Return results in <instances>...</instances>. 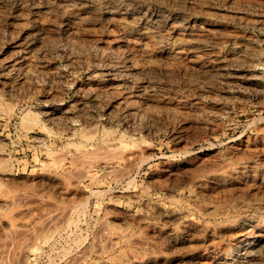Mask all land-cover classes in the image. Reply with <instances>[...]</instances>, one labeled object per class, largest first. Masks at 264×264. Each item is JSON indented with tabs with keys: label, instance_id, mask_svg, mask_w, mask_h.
Segmentation results:
<instances>
[{
	"label": "rangeland",
	"instance_id": "rangeland-1",
	"mask_svg": "<svg viewBox=\"0 0 264 264\" xmlns=\"http://www.w3.org/2000/svg\"><path fill=\"white\" fill-rule=\"evenodd\" d=\"M16 1H17V3H16ZM25 1L26 2L28 1V2L26 3ZM163 1L162 0H159V1L158 0H156V1L151 0V3L153 5H150V9H153L154 7L158 6L164 13L166 12V14H170V15H174V16L176 14H177L176 16H181V15L185 14L184 16L187 15V17H190L191 20L194 19L193 21H195V22L207 21L211 25H213L214 28H217L219 30L205 34L204 40L210 45H213L215 43L214 44L216 47L215 49L219 50L220 53L223 54L224 50H225V53H228V49L230 48L229 45L232 46L233 44H236L239 46L245 45L248 47L255 46L254 47V49H255L254 61L262 62V59L264 58L263 57L264 56V51H263L264 40H262L263 39L262 37H264V32H263L264 29L259 28L255 23H252V21L251 22L248 21L245 23H244V21H242L243 22L242 23L241 21H239L238 19H235V18L232 20V18H229L227 16V14H228L227 10H226L227 14L225 13L223 15H220L219 13H217L214 10H208V11L205 10L204 11V10H202L203 7L201 8V6H200V1H203V0H194V3H193V5H191V7L188 6L187 0H183V2H182V0H180V1L179 0H168V1L163 0ZM211 1H213L215 3V5L217 4L216 6H218L220 8H226V9L228 8L229 5L235 4V3L239 6H240V4L242 6L244 5L245 6L244 9L246 12V13L244 12L245 17L249 15L250 17L253 16V18L257 19L261 15L262 16L264 15V13L261 14L262 9L264 12V8H262V7H264L263 6L264 0H256L254 2H253V0H245V1H247L246 3L244 0H233V2H232V0H230V1H228V0H215V1L211 0ZM237 1H239V2H237ZM240 1H241V3H240ZM2 2H3V0H0V3H1L0 11L2 12V13H0V18H1L0 24H4V25H0V26H2V27H0V34L2 33V37L3 36L4 37H3V39L0 37V43H1L0 44L1 45L0 46V49H1L0 50V62H3L2 57L6 58L5 55H9L8 50H10L11 47H13L14 45H16L22 41V38H20L21 34H23L22 32H26V34H28L27 36L24 37V41L25 40L26 41L31 40L30 39L32 37L31 33H32V31L36 30L35 25H36V21L38 20V18L44 19L46 21H48L49 19H56L59 22L58 30L55 34V36L57 38L55 36H53V38H55V39H53L52 37L47 39V43H46L47 46L46 47L48 49L50 48L52 50L49 51L45 47L43 50L44 53L42 52L43 63L45 62L44 64L49 66V67L50 66L54 67V68L58 67L59 69H62L64 67V65L66 64V58L70 55V51L73 54L78 53L77 50L80 49V48H78V46L80 44L79 47H81L82 40L83 41L89 40L92 38V36H93V38L94 37L98 38V36H100L99 39H102V37H103L102 40H104L107 38L108 33L114 30L113 29L114 27L112 25L108 26L107 24H105V22H102L103 25L98 24V27L96 28L98 31H100L99 33H98V31H96V32H90L89 34H87L85 36L82 35L79 38L73 37L68 31L64 32V29L67 27L64 24V22H62L64 16H63V12H62V9L60 6L61 0H49V2H47V0H34V1L33 0L32 1L31 0H12V1L11 0H4V2L3 3ZM21 2H24V3H21ZM175 2L178 5H175L176 4ZM172 3H174V4H172ZM186 3H187V5H186ZM19 4H20V6H19ZM21 4H23V5H21ZM32 4H33V6H32ZM47 4L49 7H51L50 9H52V11H53L52 17H45L44 13H42V12H44L43 9L45 8V5H47ZM183 4H184V6H183ZM194 4H196V5H194ZM254 4H255V6H254ZM42 6H43V8H42ZM256 6H258L257 9H255ZM20 7H21V9H20ZM198 7L200 10L198 9ZM87 8H88V11L90 13L96 14V15H100L104 12L103 6L97 2H91V1L88 2ZM185 8L187 11L185 10ZM196 8L199 12L196 10ZM25 9H27V10H25ZM167 9L169 12L167 11ZM259 9H261V10H259ZM16 10H18L19 12ZM194 10H196V11H194ZM250 10H252V11H250ZM255 10H257V11H255ZM258 10L260 11V14H259ZM20 11L21 12L25 11V12L21 13ZM36 11L37 12L39 11V12L37 13ZM171 11H173V12H171ZM182 12H183V14H180ZM3 13H5V14H3ZM19 14H23V15L21 16ZM39 14H41V15H39ZM60 14H61V16H60ZM221 16H223V17H221ZM224 16L226 18H224ZM249 16H248V18L251 20V18ZM30 17L31 18L33 17V18L31 19ZM34 17L36 19H34ZM196 17H198V18H196ZM203 17L205 20L203 19ZM253 18H252V20H253ZM216 19H218V20H216ZM10 20H12V21H10ZM13 20H14V22H13ZM19 20H20V22H19ZM24 20L26 21V23L24 22ZM28 21L30 23H28ZM211 21H213V22H211ZM218 21H220V22H218ZM21 22L23 23V25L21 24ZM26 24H28V25H26ZM5 26H6V28H5ZM63 26H64V29H63ZM107 26L109 27L108 29H107ZM110 27H111V29H110ZM9 28H13V32L15 30L14 33L16 35L14 33H11V31H9L10 30ZM17 29H19V30H17ZM227 29H229V30H227ZM27 31H29V32H27ZM258 31H259V33H258ZM7 32L9 33V36H10V34H12L13 36L11 35V38H9ZM66 34L69 37H67ZM62 37L66 38V39H63ZM71 37H73V38H71ZM221 37H223V39H220ZM238 37H240V38H238ZM4 38H5V40H4ZM70 38H71V40L72 39H75V40L70 41L69 40ZM244 38L246 39V41ZM226 39H227V41H226ZM230 39L231 40L233 39V40L230 41ZM79 40H81V41H79ZM216 40L218 41L217 43H216ZM66 41H67V43H66ZM237 41H239V42L237 43ZM48 42L50 43V45ZM223 42H225V43H223ZM9 43H11V44H9ZM53 43H54V45H53ZM64 43L68 47H66ZM216 44H218V46ZM56 45H58V46H56ZM55 46L58 48H56ZM76 46H77V48H76ZM8 47L10 49H8ZM52 47H55L56 49H54ZM257 47H258V49H260L259 52H258V50H256ZM89 48H91L92 51ZM95 48L97 49V46H91L90 45L89 47H87V56L89 55L88 58L91 59V61L93 60L92 62H95V61L98 62V60L100 58V50H99V48L97 50ZM45 50H46V53H45ZM66 50H67V52H66ZM56 51L58 52L59 55L57 54L58 55L57 57H56V55L52 56V55H54V53H57ZM51 52H53V53H51ZM45 54L47 55L48 59L50 57L51 58L49 60H47V58L44 57ZM61 55H62V57H61ZM180 63H181L180 67L177 65H173L169 68V71H167V72L162 70V71H157V73H155V74H152L151 83L153 84L154 94H156V95H153L156 103L154 100H152L153 103H151V101H148L150 103V105H149V103L147 104L145 101H142V99H140V98L136 97V98L132 99L134 101L136 99L135 103H137V104H135V106L137 108H139V109L143 108L144 109V105H146V107L148 106L147 108H150V109L145 108L144 109L145 112L143 110V113H142L144 115L143 118H141V117H139L140 119L137 118L140 121V123H142V124H140L137 121V119L135 120L136 122L134 123V127H135L136 132H137V135L135 136L136 141L139 142L140 139L146 140L144 142L146 144L144 145V148H143L144 153H142V155L136 159L137 161L134 160L132 162L133 165L131 164V166H130L131 168H127L128 166H126L125 163H121L120 164L121 166L115 167L114 170L112 169L113 171L110 170V168L107 165L108 164V161H107L108 156L107 155L110 156V154L107 153V151H106V153H104L105 150L103 149V147L107 143L109 144L111 142V140L120 139V138L125 139L124 138L125 136L122 133H123V127L125 128V126H127V124L124 123L122 125L123 127L121 126V127L117 128V131L115 130L116 133L114 132V133L108 134L104 130V126H105V124L103 126L104 122L102 123L101 121L95 122V123L82 124V126H81V123L80 124L77 122L73 123L72 125L69 126V129H68L69 132H67L68 130L59 129L58 125L54 126L52 124H49V123H46L45 121H43L44 116L42 114V111L51 102L52 94H55V95L57 93L60 94L59 99H60V102L63 104V106L71 104L70 102L73 103L74 100H77V99H79L80 96L82 97V95H84L83 93L85 91L79 89V87H78V85L81 83V74L80 73H70V74L68 73L67 75H65L66 77L65 76L64 77L59 76L62 81L64 79H65L64 81L69 79V81L72 80L73 81L72 83H74V86H72V87H67L66 85H65V87H63L64 84L62 85V83H60L57 80L58 81L57 84H61L60 87L62 88V90L64 89L63 91L57 87L58 85L56 83H54V82L52 83L51 79H50L51 81H48L49 78L47 76L44 77L43 75H42L43 77L38 76V78H36L33 81L36 83H33V82H30L31 84L29 82L25 83L24 85H26V87L23 85L21 91H15V90L3 91L0 89L1 90L0 91L1 92L0 93V103L3 106V107L0 106L2 108V109L0 108V112L2 114V115L0 114L1 115L0 116V137L2 138L0 141V179L5 178L4 179L5 181L1 180V182H0V202H2L0 204V264H97L98 260L101 261L103 259L108 260L113 264H116L122 258L121 255H123V256L125 255V250H126V253H128L130 251L129 250L130 248H128L129 241L125 240V239H121L116 244L111 243L113 239L116 240L117 236L119 235V232L115 236L112 234V233H114V230H112L111 227L109 226V224H110L109 220H111V222L115 221V222H119L121 224L122 222L125 221V219L127 221L128 220L130 221L132 219V221H130V223H132V226L138 227L139 224H141V222H140L141 218H145L148 215L149 211L146 210L147 208L145 206L147 203L148 204L153 203V205L158 204V205L164 206L166 208H169V207H172L173 205H175V207H177V208L179 207V209H182L188 215H189V213H194V214H192L193 219L196 222H198V224H201V225H205L208 222V220L210 222L211 221L215 222V220L218 221V218H219V220L224 219V218H226V216H224V215H221L219 217H213V218L212 217L211 218L202 217L196 209H193V207L190 205L191 203L188 201V199H189V196L192 194V191L196 187L195 186L196 181H199L200 179H203V178L208 179L209 178L208 174H210V176L212 175V177L215 176V177L226 178L225 176H227L228 170L230 169L229 165H231L233 167L234 166L233 164H235L234 167L240 168V170H242V172H243L242 173L240 171L238 174V177H239L238 182H240V184L237 182L232 183L229 186L228 190L227 189H226L227 191L225 190L226 192L224 194H226V198L224 199V197H220V199L218 200L220 202L219 204L222 206V208H224V207L234 208L236 206L237 207L255 206L258 208V210L260 211V213H262V216L264 217V204H263L264 203V195L262 194V193H264V189H263L264 188V186H263L264 185L263 184V182H264V175H263L264 174V118H263L264 117V92H263L264 91L263 90L264 89V87H263L264 86V73H262V75L258 77L259 80H258V78H255V83L254 82L251 83V82L247 81V77H248L247 74L251 70H253L254 67H246L245 73H243L240 76L239 81H238L240 83L242 82L241 85H240V83H233L236 87H238V86L240 87V88L235 87L236 90L238 91L237 93H235V94H237V99H235L234 97H226L227 95L233 96L234 94H229L231 92L223 93V91H222V93H221V91L219 89L220 81L218 80L217 76H214L215 74H212L211 72L210 73H198L196 70L191 69V66H190L191 64L185 58H181ZM259 67L263 68L262 70L264 71V66L261 65ZM39 75H41V74H39ZM67 76H68V78H67ZM78 76L80 77V79ZM39 77H42L41 82H40ZM44 78H47V79H44ZM242 79H244V80H242ZM44 80H47L48 82L47 81L43 82ZM64 81H63V83H66ZM47 83L50 85H48ZM77 83H78V85H77ZM35 84L37 85V88H36ZM248 84H249V86H248ZM39 85H41V86H39ZM242 85L246 88L247 91L246 90L243 91V89H241V88H244V87H242ZM27 86H28V90L30 89L31 91L27 90ZM52 86H54V87L52 88ZM166 86H167V88H166ZM255 86L257 87V89H256L257 91L255 90V88H256ZM46 87H48L49 89L47 88L48 89L47 90ZM55 87H57V89ZM32 88H35V89H32ZM45 89H46V91H45ZM249 89H250V91H249ZM71 90L73 93L71 92ZM60 91H61V93H60ZM168 91H169L170 95L168 94ZM170 91H173V92L170 93ZM174 91H175V94H174ZM182 91H183V93H182ZM217 91H219L217 94H220L217 96V98L212 100L208 97L209 92L210 93L212 92L211 95H214V94H216ZM77 92H78V94H77ZM66 93H68V94H66ZM163 93H165L164 94L165 96L163 95ZM193 93L195 94V96ZM187 94H188V96H187ZM258 94H260V95H258ZM241 95L244 96V98L242 97L243 99L241 98ZM157 96H160L161 98H158ZM167 96H168V98H167ZM175 96H177L178 98ZM155 97H157V98H155ZM218 97H219V99H218ZM7 98L9 101L11 99V101H10L11 103L8 102V100L6 101ZM44 98H45V100H43ZM47 98H49L50 101L49 100L46 101ZM61 98H62V101H61ZM238 98H239V100H238ZM109 99L110 98L108 97L105 100L108 101ZM163 99H165V101ZM12 100L15 102H12ZM241 101H242V103H241ZM256 101H260V102L258 103ZM7 102H8V104H7ZM24 102H26V103H24ZM142 102H144V104ZM172 102H175V103L172 104ZM189 102H190V104H191V102L193 104L188 105ZM210 102H211V104H214V105H211ZM221 102H223V103H221ZM239 102L243 105H239L240 104ZM14 103H15V105H14ZM154 103H155V107L154 106L151 107ZM158 103H160V104L163 103L164 105L166 104L167 107L165 105L162 108V105H163L162 104L161 105L162 109L161 108L159 109L160 104H158ZM180 103H181V105H180ZM224 103H226V104H224ZM227 103H228V105H227ZM220 104H221V106H220ZM21 105H22V108H21ZM140 105H143V106H140ZM168 105L169 106L173 105L174 107L173 106L169 107ZM199 105H201V106H199ZM216 105H218V106H216ZM7 106L9 108H7ZM194 106H196V107H194ZM12 107H13V109H12ZM204 107H207L209 110H211V112L212 111L213 112L212 113L206 112V110H205L206 108H204ZM220 107H221V109H224V110L227 108L225 111L224 110L223 111H224V113H227L229 116L227 114L224 115V113L219 115L217 113V111L221 110ZM259 107H260V109H258ZM3 108H4V112L2 111ZM39 108H41V109L39 110ZM181 108H182V110H180ZM183 108L186 110H184ZM187 108H191V112H190L191 114L189 113L190 110H188ZM197 108H199L200 110H198ZM213 108H215V110ZM11 109H12V111H11ZM28 109H30L31 111ZM154 109L157 111H155ZM172 109H174V110H172ZM208 109H207V111H208ZM25 110H26V112H25ZM27 110H28V113H27ZM192 110H194V111L192 112ZM195 110H197V112ZM201 110H203V111L201 112ZM32 113L36 116V118H35V116H33L35 118L33 120V122L31 121L32 120L31 119V120H29V121H31V123L30 122L27 123L28 121H26V120L30 119L29 117H31V116H29V114L33 115ZM36 113H38V114L41 113V114L38 115ZM144 113H146V114H144ZM148 113H152L153 117H151V114L149 115ZM155 113H156V116H155ZM159 113H160V115H159ZM142 114H141V116H142ZM187 114H188V116H187ZM195 114H197V115H195ZM20 115L22 117L25 116L24 117L25 119L20 118L21 117ZM147 115L150 116L151 118L147 119L146 118V117H148ZM174 115L176 116V119L174 118ZM179 115H180V118H179ZM27 116H29L28 119H26ZM154 116L156 119H154ZM158 117H160L161 119L159 118L157 120ZM171 117L174 118L175 120L172 119ZM203 117L204 118L210 117L212 119L208 123L205 119H203ZM164 118H165V120H164ZM214 118L217 119L218 123H216L217 121L214 122V120H215ZM20 119H23V120L18 122ZM141 119H142V121H141ZM184 119L186 120V122ZM143 120H145V121H143ZM152 121H153V123H152ZM156 121L159 123L157 124ZM146 122H147V124H146ZM178 122H180L181 124ZM19 123H21V126L19 125ZM144 123H145V125H144ZM149 123H150V125H148ZM202 123H203V125H202ZM42 124L44 126H42ZM91 124H93V125L91 126ZM139 124L144 125V126H140ZM135 125H137V126H135ZM205 125H206V127H205ZM209 125L212 126L211 129H210L211 126H209ZM214 125H216V126H214ZM56 126H58V127H56ZM77 126L80 128H78ZM147 126L149 129L145 130V129H147ZM217 126H219V127H217ZM173 127H175V128H173ZM180 127L182 128L181 132H180ZM176 130H177V132H176ZM61 131H62V133H61ZM89 131H91V134H89L90 136L88 137V135L86 136V134H88ZM210 131H212V132H210ZM41 133L43 134V136H46V137L48 136L47 139H46V137L43 138L41 136L42 135ZM51 133H53V134H51ZM195 133H197V134H195ZM180 134H181V136L179 138ZM81 135H84V136L81 137ZM172 135H174V136H172ZM186 135H187V137H185V140H184L183 136H186ZM144 137H146V138H144ZM261 137H262V139H261ZM106 139H107V141H105ZM193 139H195V140H193ZM260 139L263 142L260 141ZM72 140H73V142H72ZM181 140H183V141H181ZM33 141L34 142L37 141V142L33 144ZM39 141H41V142H39ZM103 141H105V142H103ZM195 141H197V142L195 143ZM67 142L70 143V145H68ZM38 143H40V144H38ZM43 143L47 144V145H45L46 147L43 145ZM89 143H90V146H88ZM101 143H103L102 144L103 147L101 146ZM93 144H95L94 146L98 147V148H96L98 153H97V151H95V149H94L95 147L94 148L92 147ZM99 144H100V146H98ZM149 144H151V146ZM191 144H193V145H191ZM243 144L245 147L243 146ZM41 145H43V146H41ZM238 145L239 146L241 145V146L238 147ZM75 146H78V147H75ZM84 146L87 148H83ZM234 146H236V147H234ZM247 146H249V147H247ZM83 149H85L86 151ZM90 149H94V151H95L94 153L97 155H99L101 151L102 152L104 151L103 154L102 153L101 154L105 155V157L104 158L101 157L102 155L100 154V157L98 156L99 157V159H98L97 156L95 154H93V152ZM99 149L100 150L103 149V150H101L99 152ZM60 150H61V152L63 150H66V153L63 152L64 155H61L62 153L56 154ZM67 150L69 152H67ZM87 151L91 152V153H88ZM71 152L75 153L77 155L78 154L83 155L85 153L84 157L78 155L81 157V158L79 157V159H81L80 161H82V158L85 161H82L80 164H79V161L74 162L75 163L74 164L73 161L74 160L77 161L79 159H75V158H77V156L75 157L74 154H72ZM67 153L69 155L70 154L73 155L72 157H74V160L70 157L71 155L69 156V155H67ZM53 154H56V155H53ZM86 154H88L89 156H92V154H93L95 156H92L91 157L92 159H91ZM205 154H206V156H204ZM57 155H59V157H56ZM148 155H151V156H148ZM208 155H210V156H208ZM64 156H66V157H64ZM144 156H146L149 159H147ZM213 156H216V157H213ZM93 157H96L97 159H94ZM237 157H238V159H236ZM56 158L57 159L60 158L61 161L62 160H64V161H62V162H59V160L56 161ZM1 159H3V160H1ZM50 159H52V160L50 161ZM142 159H144L145 162ZM247 159H249L250 161ZM86 160H89V161H86ZM53 161H55V166L53 165V163H54ZM92 161L93 162L96 161L98 164L96 162L93 163ZM193 162L194 163L196 162L195 166H193V164H194ZM204 162H205V164H204ZM246 162H248V163H246ZM2 163L6 164V165L3 164V166H2ZM48 163L50 164V166H48L49 165ZM89 163H91V165H89ZM92 163L94 165L96 164L98 167L97 166L94 167V165ZM236 163H239V164H236ZM85 164H86V166H85ZM44 165H45V167H44ZM52 165H53V167H51ZM171 165H172V167H171ZM198 165L199 166L202 165V168H203V166L208 167V168L212 167V170H210L211 172L208 174L202 175L196 179L191 180V178L189 176H191L192 171H190V170H193ZM124 166H125V168H124ZM136 166H137V169H136ZM209 166H211V167H209ZM222 166H223V168H222ZM89 167H90V169L94 168L95 170L94 169L90 170ZM106 167H107V169H106ZM243 167H245V168H243ZM81 168H83L87 174ZM249 168H251V169H249ZM126 169L131 170V171L128 172ZM178 169L181 171H179ZM6 170H8L9 172ZM87 170H88V172H87ZM186 170L189 172L190 175L188 174V172H186ZM223 170H224V172H222ZM247 170H248V172H246ZM90 171L92 172V176L90 175L91 174ZM81 172H83V173H81ZM134 172H135V175H134ZM56 173H58V175H57L58 177L56 176ZM245 173H246V176H244ZM179 174H181V175H179ZM89 175L91 176V178ZM186 175H188V176H186ZM259 175H261V177L263 176L262 179ZM77 176H80V177L77 178ZM113 176H114V178H113ZM241 176H243V177H241ZM131 177H135V178L132 180V179H130ZM259 177H260V179H259ZM182 178L183 179L189 178L188 179L189 183L187 182L189 185L186 186V188L184 190L174 188L171 193H169V192L164 193L165 189L168 186L177 185V184L181 183L182 182L181 180H183ZM248 178H250V179H248ZM253 178L256 179V182L257 181L259 182L261 180V183L259 185L256 184L255 179H253ZM129 179L132 181V182H130L132 185L129 183ZM77 180H78V182H77ZM177 180H179V181H177ZM252 181H254V182L252 183ZM66 182H67V184H65ZM72 182L74 183L75 189L72 187L73 186ZM127 182L129 183L128 185L125 184ZM69 183H70V185H69ZM243 183H245V184L248 183L249 186L245 185V184L242 185ZM251 183H252V185H251ZM254 183L256 186L253 185ZM122 186H125V187H122ZM234 186L237 188H235ZM243 186L244 187L247 186V187L244 188ZM258 186H259V188H261L260 190H259ZM230 187H232V188H230ZM233 187H234V189H233ZM122 188H124V189H122ZM205 188L203 190H206V191H204L206 193H210V194H213L215 196L218 195L217 197H219L220 195H223V194H221V191H222L221 187L220 188L217 187V189L215 187H213L216 189L214 193H213L214 189L211 186H206ZM90 189H92V190H90ZM94 189L95 190L99 189L98 191L96 190V192H98V193L94 192L93 191ZM218 189H220V190H218ZM235 189L236 190L238 189L239 192H238V190L236 191ZM251 189H255V190L253 191ZM91 191H93V192H91ZM99 191H101V192H99ZM131 191L132 192L135 191L133 193H137V196L134 199H127V197H125L126 196L125 192L131 193ZM216 191H218V192H216ZM251 191L254 192V194ZM89 192H91L93 195L90 194ZM120 192L122 193V196H121V194H118ZM242 192H243V195H242ZM236 193H238V194H236ZM83 195L84 196H87V195L90 196L91 195V196L90 197L87 196L88 199H86L85 197H83ZM253 196L256 198H254ZM89 198H90V200H89ZM4 200L5 201L7 200V201L5 202ZM145 201H146V203H144ZM235 202H239V203L237 204ZM232 203H235V205L234 204L232 205ZM254 204H258L259 206L254 205ZM184 205L186 208L184 207ZM186 205H188V206H186ZM69 207H71V208H69ZM67 210H69V212ZM66 211L68 212L67 214H66ZM103 211H105V212H103ZM122 211H123V213H122ZM187 211H189V212H187ZM113 212H115V213H113ZM144 213L146 214L145 217H143ZM128 214L129 215L132 214V215L129 216ZM139 214L140 215L142 214L141 218H140ZM136 215H138V216H136ZM116 216H118V217H116ZM104 217H105V219H104ZM107 219H109V220H107ZM112 219H114V220H112ZM133 222H135L136 224H134ZM204 222H206V223H204ZM102 223H103V225L107 224L108 227H107V225H104V227L106 226L108 229L104 228ZM261 224L263 225L264 222ZM102 227L104 229H106L107 231H109V234L107 231L106 232L102 231V233H104V235H105L104 236L100 232ZM109 228H110V230H109ZM96 231H98V232H96ZM95 235H97L98 237ZM149 235H150V237H148ZM93 236H94V238H93ZM148 236H147V238L150 241H154L155 243H157V245L159 244L158 246L161 249L163 248L165 250H168L169 246L164 244L165 242H163V240L161 241L160 239H158L157 237H155L153 234H150V233L148 234ZM91 238H93V239H91ZM102 238H103V240H102ZM250 238H251V234H248L246 236V239L249 240ZM109 239H110V242H108ZM155 240H157V241H155ZM158 240H160V242H162V243H160ZM99 241H102V242H99ZM104 242H105V244H104ZM96 244H101V245H99L100 250H99L98 245H97V247H95ZM106 244L107 245L110 244V245L107 246ZM111 244H112V246H111ZM224 244L227 247H229V249H231V251H235V249H237V246L235 244H232V242L225 241ZM125 245H126V247H125ZM88 246H91L92 250ZM106 246H107V248L108 247L109 248L106 249ZM120 246H121V249H119ZM136 249L140 250L141 253H143V251L139 247H136ZM170 249H174V248L171 247V248H169V250ZM85 250L86 251L88 250L89 252L88 251L86 252ZM123 250H124V252H123ZM81 256H82V258H81ZM113 256L114 257L116 256L115 258H117L116 259L117 262L114 260L115 258ZM108 257H110V258H108ZM168 258H172V256L169 255ZM76 260H78V261H76Z\"/></svg>",
	"mask_w": 264,
	"mask_h": 264
},
{
	"label": "bare ground",
	"instance_id": "bare-ground-1",
	"mask_svg": "<svg viewBox=\"0 0 264 264\" xmlns=\"http://www.w3.org/2000/svg\"><path fill=\"white\" fill-rule=\"evenodd\" d=\"M12 1V0H11ZM32 1V0H31ZM34 1V0H33ZM97 2L99 4H101L104 8V12L100 15H96V14H92L88 11V2ZM156 1V0H155ZM159 1V0H158ZM163 1V0H162ZM168 1V0H167ZM180 1V0H179ZM215 1V0H214ZM230 1V0H228ZM245 1V0H244ZM256 0H253V2ZM4 2V0H3ZM2 2V3H3ZM6 2V1H5ZM26 2V1H25ZM28 2V1H27ZM26 2V3H27ZM37 2V1H36ZM47 2H49V0H47ZM164 2V1H163ZM183 2V0H182ZM181 2V3H182ZM188 2V6L191 7V5H193L194 0H187ZM199 2V1H198ZM197 2V3H198ZM219 2V1H218ZM233 2V0H232ZM239 2V1H237ZM247 1H245L246 3ZM262 2V1H261ZM7 3V2H6ZM17 3V1H16ZM15 3V4H16ZM24 3V2H21ZM158 3V2H157ZM166 3V2H165ZM176 3V2H175ZM196 3V2H195ZM241 3V1H240ZM243 3V2H242ZM29 4V3H28ZM35 4V3H34ZM174 4V3H172ZM251 4V3H250ZM264 4V3H263ZM1 5V3H0ZM3 5V4H2ZM23 5V4H21ZM31 5V4H30ZM150 5H153L151 3V0H61V9L63 12V20L62 22H64V24L66 25L67 28L64 29L65 31H68L73 37H80L82 35H87L90 32H96L98 31L96 28L98 27V24H102V22H105V24L112 25L111 27L114 29L113 31L108 33V36L106 39L102 40L99 39L100 36H98V38L92 36L91 39L89 40H82L81 42V47L80 44L78 46V48H80L79 50H77V46H76V50L78 53L73 54L70 51V55L66 58V64L64 65V67L62 69H59L58 67H49L47 65H45L42 61V52L44 53V48L47 46V39L55 36L57 30H58V26H59V22L56 19H49L48 21L44 20V19H39L36 21V30L32 31L31 35L32 37L30 38L31 40L28 41H24V37L27 36L28 34H26V32H22L23 34H21L22 41L16 45H14L13 47H11V49L8 47L9 51V55H5L6 58L2 57L3 62H0V89L3 91H10V90H15V91H21L22 90V86L27 83V82H33L36 78H38V76H47L49 78L48 81L52 80V83H58V81L60 83H62V85L64 84L63 87H65V85L67 87H72L74 86V83H72L73 81H69L66 80L63 83V81L61 80L60 77H64L65 75H67L68 73H80L81 74V83L78 85L79 89L85 91L82 95V97L77 100H74V102H70L71 104L63 106V104L60 102L59 96L60 94H52L51 97V102L47 105V107H45L42 111L43 114V121H45L46 123L52 124V125H58L59 129L61 130H68L69 126L72 125L73 123H81L82 124H86V123H95V122H99L101 121L103 123L104 126V130L105 132H107L108 134L110 133H116L117 128L121 127L124 123L127 124V126H125V128L123 127V135L125 136V139H114L111 140V142L108 144H106L104 147L102 146L103 143H101V146L103 147V149L105 150L104 153H109L108 156V167L110 168V170H114L115 167L117 166H121V163H125L126 166H128L127 168H131V164L134 160H136L137 158H139L142 153H144L143 148L144 145L146 143H144L146 140H141L139 142L136 141V129L134 127V123L136 122L135 120L139 117L143 118L144 115L143 110L146 107V105H144V109L143 108H137L135 106L136 99L135 101L132 100L133 98H140L142 99V101H145L147 104L149 103L148 101L154 100V96L156 95L154 94V88H153V84L151 83V76L152 74L157 73V71H169V68L173 65H177L180 67L181 63V58H185L187 59V61L191 64V69L196 70L198 73H212L215 74L214 76L218 77V80L220 81V91L222 93H229V94H234L233 96H229L227 95L226 97H234L235 99H237V93L238 91L236 90V88H240L239 86L236 87L233 83H240L239 78L240 76L245 73V68L246 67H254L253 70H251L247 75V81L249 82H254L255 83V78H258L259 76L262 75V73H264V71L262 70L263 68L259 67V66H264V58L262 59V62H256L254 61V52L255 49L253 47H248V46H239L236 44H233L232 46L229 45V49H228V53H220L219 50L215 49V43L213 45L208 44L205 40H204V35L210 32H214L217 31L219 29L214 28L213 25H211L209 22L207 21H201V22H195L193 20H191L190 17L181 15V16H174V15H170V14H166V12L164 13L158 6L154 7L153 9H150ZM157 5V4H156ZM171 5V4H170ZM175 5H178L177 3ZM174 5V6H175ZM180 5V4H179ZM187 5V3H186ZM196 5V4H194ZM217 5V4H216ZM215 3L211 0H203L200 1V6L202 8V10H214L217 13H219L220 15H223L226 13V10L228 12L227 16L229 18H232V20L238 19L239 21H244L245 22H251L255 23L259 28L264 29V15L260 16L259 18L255 19L252 17L251 20L248 18V16H244V12H245V6L241 5H237L235 4H231L228 6V8H220L218 6H216ZM247 5V4H246ZM261 5V4H260ZM20 6V4H19ZM33 6V4H32ZM38 6V5H37ZM160 6V5H159ZM168 6V5H167ZM184 6V4H183ZM198 6V5H197ZM196 6V7H197ZM252 6V5H251ZM255 6V4H254ZM259 6V5H258ZM255 9H257V7ZM264 6V5H263ZM22 7V6H21ZM20 7V9H21ZM40 7V6H39ZM176 7V6H175ZM1 8V7H0ZM24 8V7H23ZM26 8V7H25ZM43 8V6H42ZM51 7L47 5H45V8L43 9L44 12V16L45 17H52V9H50ZM98 8V7H97ZM167 8V7H166ZM194 8V7H193ZM249 8V7H248ZM264 8V7H262ZM19 9V8H18ZM28 9V8H27ZM25 9V10H27ZM40 9V8H39ZM99 9V8H98ZM164 9V8H163ZM174 9V8H173ZM199 9V7H198ZM244 9V10H243ZM5 10V9H4ZM30 10V9H29ZM41 10V9H40ZM171 10V9H170ZM186 10V8H185ZM197 10V8H196ZM194 10V11H196ZM200 10V9H199ZM201 10V11H202ZM249 10V9H248ZM261 10V9H259ZM258 10V11H259ZM3 11V10H2ZM18 11V10H16ZM34 11V10H33ZM32 11V12H33ZM168 11V9H167ZM187 11V10H186ZM189 11V10H188ZM192 11V10H191ZM198 11V10H197ZM252 11V10H250ZM257 11V10H255ZM263 14V9L261 10ZM4 12V11H3ZM19 12V11H18ZM21 12V11H20ZM25 12V11H22ZM21 12V13H22ZM27 12V11H26ZM37 12V11H36ZM39 12V11H38ZM37 12V13H38ZM169 12V11H168ZM173 12V11H171ZM180 12V11H179ZM193 12V11H192ZM199 12V11H198ZM197 12V13H198ZM0 13H2L0 11ZM14 13V12H13ZM28 13V12H27ZM177 13V12H176ZM186 13V12H185ZM246 13V12H245ZM5 14V13H3ZM65 14V15H64ZM180 14H183L180 13ZM205 14V13H204ZM260 14V11H259ZM7 15V14H6ZM19 15H23V14H19ZM18 15V16H19ZM41 15V14H39ZM189 15V14H188ZM208 15V14H207ZM251 15V14H250ZM33 16V15H32ZM37 16V15H36ZM35 16V17H36ZM61 16V14H60ZM190 16V15H189ZM192 16V15H191ZM209 16V15H208ZM226 16V15H225ZM224 16V18H226ZM257 16V15H256ZM34 17V19H36ZM207 17V16H206ZM223 17V16H221ZM31 18V17H30ZM33 18V17H32ZM31 18V19H32ZM198 18V17H196ZM202 18V17H201ZM220 18V17H219ZM228 18V19H229ZM253 18V20H252ZM1 19V18H0ZM48 19V18H47ZM200 19V18H199ZM204 19V17H203ZM221 19V18H220ZM28 20V19H27ZM205 20V19H204ZM218 20V19H216ZM225 20V19H224ZM223 20V21H224ZM7 21V20H6ZM9 21V20H8ZM12 21V20H10ZM222 21V20H221ZM14 22V20H13ZM16 22V21H15ZM18 22V21H17ZM20 22V20H19ZM24 22L26 23V21L24 20ZM33 22V21H32ZM213 22V21H211ZM220 22V21H218ZM228 22V21H227ZM226 22V23H227ZM28 23H30L28 21ZM234 23V22H233ZM243 23V22H242ZM21 24L23 25V23L21 22ZM61 24V23H60ZM216 24V23H215ZM221 24V23H220ZM239 24V23H238ZM0 25H4V24H0ZM11 25V24H10ZM17 25V24H16ZM28 25V24H26ZM33 25V24H32ZM103 25V24H102ZM18 26V25H17ZM107 26V29L109 28ZM224 26V25H223ZM2 27V26H0ZM4 27V26H3ZM9 27V26H8ZM34 27V28H35ZM100 27V26H99ZM110 27V29H111ZM225 27V26H224ZM257 27V28H258ZM6 28V26H5ZM14 28V27H13ZM13 28H9L11 31V33L13 32ZM62 28V27H61ZM102 28V27H101ZM242 28V27H241ZM22 29V28H21ZM32 29V28H31ZM19 30V29H17ZM16 30V31H17ZM23 30V29H22ZM229 30V29H227ZM235 30V29H234ZM5 31V30H4ZM24 31V30H23ZM30 31V30H29ZM27 31V32H29ZM62 31V30H61ZM6 32V31H5ZM18 32V31H17ZM31 32V31H30ZM67 32V33H68ZM100 31H98L99 33ZM233 32V31H232ZM231 32V33H232ZM264 32V31H263ZM8 33V32H7ZM230 33V34H231ZM259 33V31H258ZM15 34V33H14ZM97 34V33H96ZM237 34V33H236ZM1 38L2 37V33L0 34ZM6 35V34H5ZM11 35L8 36L9 38H11ZM16 35V34H15ZM58 35V34H57ZM67 35V34H66ZM227 35V34H226ZM248 35V34H247ZM13 36V35H12ZM20 36V35H19ZM60 36V35H59ZM65 36V35H64ZM106 36V35H105ZM104 36V37H105ZM246 36V35H245ZM249 36V35H248ZM16 37V36H15ZM56 37V36H55ZM67 37H69L67 35ZM71 37V38H73ZM90 37V36H89ZM253 37V36H252ZM7 38V37H6ZM14 38V37H13ZM57 38V37H56ZM63 38V37H62ZM69 39L70 41L75 40V39ZM83 38V37H82ZM233 38V37H232ZM240 38V37H238ZM246 38V37H245ZM244 38V39H245ZM264 40V37H262ZM55 39V38H53ZM66 39V38H63ZM62 39V40H63ZM68 39V38H67ZM220 39H223V37H221ZM251 39V38H250ZM5 40V38H4ZM11 40V39H10ZM18 40V39H17ZM211 40V39H210ZM218 40V39H217ZM216 40V43L218 42ZM233 40V39H232ZM230 39V41H232ZM241 40V39H240ZM14 41V40H13ZM81 41V40H79ZM214 41V40H213ZM223 41V40H222ZM221 41V42H222ZM227 41V39H226ZM242 41V40H241ZM246 41V39H245ZM253 41V40H252ZM261 41V40H260ZM3 42V41H2ZM56 42V41H55ZM60 42V41H59ZM64 42V41H63ZM69 42V41H68ZM74 42V41H73ZM239 41H237L238 43ZM13 43V42H12ZM16 43V42H15ZM14 43V44H15ZM49 43V42H48ZM62 43V42H61ZM67 43V41H66ZM211 43V42H210ZM225 43V42H223ZM235 43V42H234ZM241 43V42H240ZM1 44V43H0ZM11 44V43H9ZM65 44V43H64ZM250 44V43H249ZM252 44V43H251ZM8 45V44H7ZM50 45V43H49ZM54 45V43H53ZM76 45V44H75ZM97 46V49L99 48L100 50V58L98 60V62H92L91 59L88 58L87 56V47L89 46ZM218 46V44H216ZM1 46V45H0ZM58 46V45H56ZM55 46V47H56ZM62 46V45H61ZM66 46V44H65ZM71 46V45H70ZM252 46V45H251ZM51 47V46H50ZM52 47L54 49L58 48V47ZM60 47V46H59ZM68 47V46H66ZM224 47V46H223ZM2 48V47H1ZM47 48V47H46ZM48 49V48H47ZM74 49V50H75ZM91 50V48H89ZM94 49V48H93ZM96 49V48H95ZM96 49V50H97ZM1 50V49H0ZM49 51H51L52 49H48ZM73 50V51H74ZM256 50H259L258 47L256 48ZM7 51V52H8ZM92 51V50H91ZM94 51V50H93ZM263 51H264V47H263ZM6 52V51H5ZM55 52V51H54ZM57 52V51H56ZM61 52V51H60ZM67 52V50H66ZM257 52V53H258ZM262 52V51H261ZM46 53V50H45ZM50 53V52H49ZM53 53V52H51ZM57 53H54V55L56 57L59 55H57ZM67 54V53H66ZM93 54V53H92ZM99 54V53H98ZM97 54V55H98ZM51 55V54H50ZM49 55V56H50ZM48 59L47 55L45 54V56ZM62 57V55H61ZM264 57V56H263ZM96 58V57H95ZM1 59V60H2ZM260 60V59H259ZM52 62V61H51ZM55 62V61H54ZM63 62V61H62ZM53 63V62H52ZM53 65V64H52ZM56 65V64H55ZM59 65V64H58ZM57 65V66H58ZM62 65V64H61ZM60 66V65H59ZM63 66V65H62ZM183 67V66H182ZM187 69V68H186ZM41 74V75H39ZM74 75V74H73ZM42 76V77H43ZM60 76V77H59ZM213 76V77H214ZM40 82H41V78ZM66 77V76H65ZM79 77V76H78ZM68 78V76H67ZM47 79V78H44ZM51 79V80H50ZM71 79V78H70ZM80 79V77H79ZM38 80V79H37ZM58 80V81H57ZM244 80V79H242ZM257 80V79H256ZM259 80V78H258ZM47 80H44L43 82H45ZM47 81V82H48ZM75 81V80H74ZM79 81V80H78ZM194 81V80H193ZM39 82V81H38ZM37 82V83H38ZM71 82V83H70ZM174 82V81H173ZM246 82V81H245ZM36 83V82H33ZM51 83V82H50ZM171 83V82H170ZM242 83V82H241ZM240 83V85H241ZM260 83V82H259ZM31 84V83H30ZM29 84V85H30ZM48 84V83H47ZM203 84V83H202ZM263 84V83H262ZM36 85V84H35ZM45 85V84H44ZM43 85V86H44ZM50 85V84H48ZM58 85V86H57ZM56 86L62 90V88L60 87L61 84H57ZM199 85V84H198ZM210 85V84H209ZM208 85V86H209ZM244 85V84H243ZM242 85V87H244ZM26 87V85H24ZM41 86V85H39ZM204 86V85H203ZM213 86V85H212ZM249 86V84H248ZM263 86V85H262ZM54 86H52L53 88ZM57 87H55L57 89ZM66 87V88H67ZM165 87V86H164ZM170 87V86H169ZM236 87V88H235ZM256 87V86H255ZM264 87V86H263ZM37 88V85H36ZM44 88V87H43ZM48 87H46L47 89ZM51 88V87H50ZM74 88V87H73ZM167 88V86H166ZM172 88V87H171ZM176 88V87H175ZM186 88V87H185ZM245 88V87H244ZM241 88L244 90H246V88ZM248 88V87H247ZM254 88V87H253ZM259 88V87H258ZM35 89V88H32ZM42 89V88H41ZM45 89V91H46ZM49 89V88H48ZM47 89V90H48ZM55 89V90H56ZM70 89V88H69ZM77 89V88H76ZM75 89V90H76ZM160 89V88H159ZM173 89V88H172ZM195 89V88H194ZM252 89V88H251ZM257 89V87L255 88V90ZM261 89V88H260ZM0 90V91H1ZM27 90H28V86H27ZM30 90V89H29ZM28 90V91H29ZM37 90V89H36ZM54 90V91H55ZM64 90V89H63ZM62 90V91H63ZM73 90V89H72ZM71 90V92H72ZM80 90V91H81ZM165 90V89H164ZM169 90V89H168ZM215 90V89H214ZM239 90V89H238ZM264 90V89H263ZM31 91V90H30ZM78 91V90H77ZM247 91V90H246ZM250 91V89H249ZM257 91V90H256ZM23 92V91H22ZM53 92V91H52ZM70 92V91H69ZM79 92V91H78ZM77 92V94H78ZM161 92V91H160ZM173 91H170V93ZM219 91L216 92V94L211 95V93L209 92L208 97L210 99H215L217 98L218 95L217 94ZM260 92V91H259ZM264 92V91H263ZM1 93V92H0ZM4 93V92H3ZM10 93V92H9ZM21 93V92H20ZM61 93V91H60ZM73 93V92H72ZM82 93V92H81ZM80 93V94H81ZM181 93V92H180ZM179 93V94H180ZM183 93V91H182ZM181 93V94H182ZM186 93V92H185ZM203 93V92H202ZM208 93V92H207ZM240 93V92H239ZM262 93V92H261ZM11 94V93H10ZM31 94V93H30ZM68 94V93H66ZM79 94V95H80ZM165 93H163L164 95ZM169 94V91H168ZM175 94V91H174ZM173 94V95H174ZM180 94V95H181ZM194 94V93H193ZM192 94V95H193ZM247 94V93H246ZM12 95V94H11ZM23 95V94H22ZM62 95V94H61ZM64 95V94H63ZM170 95V94H169ZM172 95V94H171ZM177 95V94H176ZM179 95V96H180ZM183 95V94H182ZM260 95V94H258ZM262 95V94H261ZM50 96V95H49ZM48 96V97H49ZM58 96V97H57ZM76 96V95H75ZM165 96V95H164ZM184 96V95H183ZM182 96V97H183ZM188 96V94H187ZM191 96V95H190ZM195 96V94H194ZM240 96V95H239ZM247 96V95H246ZM27 97V96H26ZM74 97V96H73ZM77 97V96H76ZM75 97V98H76ZM110 98L108 101H106V98ZM158 98H161L160 96H157ZM155 97V98H157ZM177 97V96H175ZM174 97V98H175ZM181 97V98H182ZM207 97V96H206ZM225 97V96H224ZM244 98V96L241 95V98ZM262 97V96H261ZM260 97V98H261ZM39 98V97H38ZM53 98V99H52ZM168 98V96H167ZM166 98V99H167ZM178 98V97H177ZM180 98V97H179ZM193 98V97H192ZM204 98V97H203ZM240 98V97H239ZM238 98V100H239ZM242 98V99H243ZM246 98V97H245ZM190 99V98H189ZM219 99V97H218ZM8 100V98L6 99V101ZM45 100V98L43 99ZM50 101L49 98H47L46 101ZM165 101V99H163ZM177 100V99H176ZM198 100V99H197ZM217 100V99H216ZM237 100V101H238ZM11 101V99H10ZM8 100V102H10ZM41 101V100H40ZM62 101V98H61ZM70 101V100H69ZM155 101V100H154ZM192 101V100H191ZM195 101V100H194ZM235 101V100H234ZM233 101V102H234ZM236 101V102H237ZM5 102V101H4ZM7 102V104H8ZM12 102H15L12 100ZM44 102V101H43ZM141 102V101H140ZM139 102V103H140ZM170 102V101H169ZM168 102V103H169ZM181 102V101H180ZM203 102V101H202ZM206 102V101H205ZM232 102V103H233ZM256 102H260V101H256ZM6 103V102H5ZM11 103V102H10ZM21 103V102H20ZM26 103V102H24ZM46 103V102H45ZM144 104V102H142ZM141 103V104H142ZM156 103V101H155ZM155 103L151 106V107H155ZM167 103V104H168ZM175 102H172V104ZM195 103V102H194ZM199 103V102H198ZM204 103V102H203ZM202 103V104H203ZM223 103V102H221ZM240 103V102H239ZM242 103V101H241ZM239 104V105H243V104ZM13 104V103H12ZM19 104V103H18ZM28 104V103H27ZM160 104V103H158ZM163 104V103H162ZM159 109L161 108V105ZM191 104H193L191 102ZM190 102L188 103V105H191ZM196 104V103H195ZM201 104V105H202ZM211 104V102H210ZM226 104V103H224ZM238 104V103H237ZM15 105V103H14ZM65 105V104H64ZM150 105V103H149ZM166 105V104H165ZM164 104L162 105V108L165 106ZM175 105V104H174ZM178 105V104H177ZM176 105V106H177ZM181 105V103H180ZM187 105V104H186ZM198 105V104H197ZM199 105V106H201ZM206 105V104H205ZM214 105V104H211ZM219 105V104H218ZM216 105V106H218ZM228 105V103H227ZM0 106L1 103H0ZM20 106V105H19ZM31 106V105H30ZM143 106V105H140ZM157 106V105H156ZM169 106V105H168ZM173 106V105H171ZM169 106V107H171ZM175 106V107H176ZM179 106V105H178ZM185 106V105H184ZM203 106V105H202ZM209 106V105H208ZM221 106V104H220ZM223 106V105H222ZM258 106V105H257ZM3 107V106H2ZM158 107V106H157ZM167 107V105H166ZM174 107V106H173ZM181 107V106H180ZM196 107V106H194ZM193 107V108H194ZM212 107V106H211ZM224 107V106H223ZM1 108V107H0ZM7 108H9L7 106ZM22 108V105H21ZM161 108V109H162ZM206 108V112L208 113H212L211 110H209L207 107ZM210 108V107H209ZM226 108V107H225ZM232 108V107H231ZM239 108V107H238ZM263 108V107H262ZM261 108V109H262ZM2 109V108H1ZM13 109V107H12ZM11 109V111H12ZM16 109V108H15ZM27 109V108H26ZM41 108H39L40 110ZM142 109V110H141ZM150 109V108H147ZM152 109V108H151ZM158 109V110H159ZM179 109V108H178ZM177 109V110H178ZM184 109V108H183ZM189 111V113L191 112V108H187ZM198 110H200L199 108H197ZM208 109V111H207ZM215 110V108H213ZM221 109V107H220ZM227 109V108H226ZM225 109V110H226ZM260 109V107L258 108ZM30 110V109H28ZM27 110V113H28ZM155 110V109H154ZM164 110V109H163ZM168 110V109H167ZM174 110V109H172ZM176 110V109H175ZM182 110V108L180 109ZM179 110V111H180ZM186 110V109H184ZM187 110V111H188ZM224 109H221L220 111L218 110L217 113L219 115L223 114ZM229 110V109H228ZM227 110V111H228ZM4 112V108L2 110ZM31 111V110H30ZM150 111V110H149ZM148 111V112H149ZM157 111V110H155ZM194 110H192L193 112ZM197 112V110H195ZM203 110H201L202 112ZM24 112V111H23ZM26 112V110H25ZM24 112V113H25ZM145 112V110H144ZM199 112V111H198ZM230 112V111H229ZM6 113V112H5ZM166 113V112H165ZM176 113V112H175ZM178 113V112H177ZM195 113V112H194ZM207 113V114H208ZM216 113V114H217ZM1 114V112H0ZM17 114V113H16ZM33 114V113H32ZM38 114V113H36ZM41 114V113H40ZM38 114V115H40ZM142 114V116H141ZM146 114V113H144ZM149 115L151 114V117H153L152 113H148ZM168 114V113H167ZM166 114V115H167ZM174 114V113H173ZM191 114V113H190ZM205 114V113H204ZM215 114V113H214ZM227 113H224V115ZM2 115V114H1ZM0 115V116H1ZM11 115V114H10ZM14 115V114H13ZM18 115V114H17ZM22 115V114H21ZM20 115V116H21ZM158 115V114H157ZM160 115V113H159ZM176 115V114H175ZM174 115V118L176 119V116ZM185 115V114H184ZM197 115V114H195ZM210 115V114H209ZM228 115V114H227ZM231 115V114H230ZM31 116V117H29ZM29 116H27L26 119H28V117L30 119L26 120L28 121L27 123H31V121L33 122V120L36 118V116L33 114H29ZM35 116V118L33 117ZM148 116V115H147ZM156 116V113H155ZM154 116V119H156ZM188 116V114H187ZM186 116V117H187ZM205 116V115H204ZM229 116V115H228ZM227 116V117H228ZM9 117V116H8ZM25 117V116H24ZM24 117H20L25 119ZM39 117V116H38ZM150 116L146 117L151 118ZM167 117V116H166ZM165 117V118H166ZM199 117V116H198ZM217 117V116H216ZM160 117L157 118V120ZM164 118V120H165ZM170 118V117H169ZM172 118V117H171ZM172 118V119H174ZM178 118V117H177ZM180 118V115H179ZM184 118V117H183ZM224 118V117H223ZM264 118V117H263ZM20 119L18 122H20ZM32 119V120H31ZM140 119V118H139ZM161 119V118H160ZM171 119V120H172ZM174 119V120H175ZM192 119V118H191ZM190 119V120H191ZM208 123L211 121L212 118L207 117L204 118ZM215 119V118H214ZM213 119V120H214ZM219 119V118H218ZM221 119V118H220ZM10 120V119H9ZM31 120V121H29ZM152 120V119H151ZM168 120V119H167ZM181 120V119H180ZM185 120V119H184ZM137 121L140 123V121L137 119ZM142 121V119H141ZM145 121V120H143ZM150 121V120H149ZM155 121V120H154ZM183 121V120H182ZM188 121V120H187ZM198 121V120H197ZM217 121V119L214 120V122ZM23 122V121H22ZM42 122V121H41ZM157 122V121H156ZM177 122V121H176ZM186 122V120H185ZM204 122V121H203ZM223 122V121H222ZM101 123V124H102ZM151 123V122H150ZM150 123L148 125H150ZM153 123V121H152ZM159 122H157L158 124ZM161 123V122H160ZM169 123V122H168ZM180 123V122H178ZM218 123V121L216 122ZM142 124V123H140ZM139 124V125H140ZM147 124V122H146ZM155 124V123H154ZM181 124V123H180ZM201 124V123H200ZM211 124V123H210ZM19 125L21 126V123H19ZM93 124H91L92 126ZM145 125V123H144ZM144 125H140V126H144ZM152 125V124H151ZM178 125V124H177ZM203 125V123H202ZM208 125V124H207ZM218 125V124H217ZM42 126H44L42 124ZM56 126V127H58ZM75 126V125H74ZM90 126V125H89ZM137 126V125H135ZM160 126V125H159ZM181 126V125H180ZM211 126V125H209ZM216 126V125H214ZM213 126V127H214ZM72 127V126H71ZM78 127V126H77ZM155 127V126H154ZM158 127V126H157ZM168 127V126H167ZM184 127V126H183ZM206 127V125H205ZM219 127V126H217ZM222 127V126H221ZM220 127V128H221ZM23 128V127H22ZM45 128V127H44ZM53 128V127H52ZM73 128V127H72ZM80 128V127H78ZM96 128V127H95ZM138 128V127H137ZM161 128V127H160ZM175 128V127H173ZM179 128V127H178ZM186 128V127H185ZM200 128V127H199ZM204 128V127H203ZM212 128V126L210 127V129ZM215 128V127H214ZM58 129V130H59ZM82 129V128H81ZM90 129V128H89ZM148 126L147 129L148 130ZM159 129V128H158ZM181 127H180V132H181ZM184 129V128H183ZM188 129V128H187ZM205 129V128H204ZM218 129V128H217ZM22 130V129H21ZM54 130V129H53ZM52 130V131H53ZM103 130V129H102ZM116 130V131H115ZM50 131V130H49ZM77 131V130H76ZM93 131V130H92ZM101 131V130H100ZM161 131V130H160ZM170 131V130H169ZM172 131V130H171ZM174 131V130H173ZM184 131V130H183ZM191 131V130H190ZM198 131V130H197ZM36 132V131H35ZM44 132V131H43ZM54 132V131H53ZM69 132V130L67 131ZM154 132V131H153ZM152 132V133H153ZM177 132V130H176ZM207 132V131H206ZM212 132V131H210ZM45 133V132H44ZM62 133V131H61ZM88 133V132H87ZM93 133V132H92ZM141 133V132H140ZM148 133V132H147ZM151 133V134H152ZM155 133V132H154ZM157 133V132H156ZM175 133V132H174ZM184 133V132H183ZM42 134V133H41ZM47 134V133H46ZM53 134V133H51ZM69 134V133H68ZM80 134V133H79ZM89 134H91V131H89L88 134H86V136L88 135V137L90 136ZM94 134V133H93ZM92 134V135H93ZM178 134V133H177ZM176 134V135H177ZM185 134V133H184ZM183 134V135H184ZM191 134V133H190ZM197 134V133H195ZM122 135V136H123ZM154 135V134H153ZM189 135V134H188ZM43 138L46 136H43V134L41 135ZM84 135H81V137ZM85 136V137H86ZM174 136V135H172ZM181 134L179 135L180 138ZM32 137V136H31ZM48 137V136H47ZM46 137V139H47ZM184 140L186 136H183ZM263 137V136H262ZM261 137V139H262ZM123 138V137H122ZM146 138V137H144ZM176 138V137H175ZM203 138V137H202ZM1 137H0V141H1ZM150 139V138H149ZM182 139V138H181ZM188 139V138H187ZM197 139V138H196ZM260 139V141H262ZM53 140V139H52ZM97 140V139H96ZM148 140V139H147ZM176 140V139H175ZM178 140V139H177ZM195 140V139H193ZM247 140V139H246ZM38 141V140H37ZM36 141V142H37ZM68 141V140H67ZM94 141V140H93ZM107 141V139L105 140ZM103 141V142H105ZM109 141V140H108ZM183 141V140H181ZM33 141V144L36 143ZM41 142V141H39ZM71 142V141H70ZM73 142V140H72ZM151 142V141H150ZM189 142V141H188ZM197 141H195L196 143ZM263 142V141H262ZM68 143V142H67ZM95 143V142H94ZM154 143V142H153ZM212 143V142H211ZM241 143V142H240ZM246 143V142H245ZM40 144V143H38ZM98 144V143H97ZM189 144V143H188ZM43 145H47L44 144ZM41 145V146H43ZM54 145V144H53ZM68 145H70V143H68ZM95 144L92 145V147L96 150V148H98L97 146H94ZM151 146V144H149ZM193 145V144H191ZM231 145V144H230ZM236 145V144H235ZM246 145V144H245ZM90 146V143L89 145ZM100 146V144L98 145ZM241 146V145H240ZM238 145V147H240ZM244 146V144H243ZM255 146V145H254ZM261 146V145H260ZM39 147V146H38ZM46 147V146H45ZM49 147V146H48ZM78 147V146H75ZM91 147V148H92ZM148 147V146H147ZM236 147V146H234ZM245 147V146H244ZM249 147V146H247ZM82 148V147H81ZM83 148H87V147H83ZM186 148V147H185ZM242 148V147H241ZM5 149V148H4ZM94 149H90L93 154H95ZM101 149V150H103ZM243 149V148H242ZM241 149V150H242ZM2 150V149H1ZM77 150V149H76ZM81 150V149H80ZM85 150V149H83ZM99 149V152L101 151ZM184 150V149H183ZM217 150V149H216ZM52 151V150H51ZM57 151V150H56ZM86 151V150H85ZM148 151V150H147ZM154 151V150H153ZM2 152V151H1ZM54 152V151H53ZM66 153V150H63L61 152V150L59 152H57L56 154H63ZM67 152H69L67 150ZM75 152V151H74ZM84 152V151H83ZM88 152V151H87ZM103 152L101 151L100 154ZM240 152V151H239ZM256 152V151H255ZM72 153V152H71ZM76 153V152H75ZM74 154V156L77 158L75 159H79L80 156L84 157V154H78L80 156H78L77 154ZM91 153V152H88ZM98 153V151H97ZM211 153V152H210ZM7 154V153H6ZM53 154V155H56ZM92 156H97V158L99 159L100 154L97 155H93ZM101 154V155H102ZM153 154V153H152ZM209 154V153H208ZM212 154V153H211ZM210 154V155H211ZM245 154V153H244ZM36 155V154H35ZM60 155V156H61ZM67 155H69L67 153ZM71 155V154H70ZM69 155V156H70ZM88 155V154H86ZM208 155V156H210ZM218 155V154H217ZM4 156V155H3ZM6 156V155H5ZM9 156V155H8ZM73 155H71L70 157L74 160V157H72ZM89 156V155H88ZM87 156V157H88ZM92 156H89L90 158ZM99 156V157H98ZM151 156V155H148ZM206 156V154L204 155ZM53 157V156H52ZM56 157H59V155H57ZM66 157V156H64ZM63 157V158H64ZM101 157H105V155H102ZM146 157V156H144ZM143 157V158H144ZM201 157V156H200ZM216 157V156H213ZM62 158V157H61ZM81 158V157H80ZM94 159H97L96 157H93ZM147 158V157H146ZM197 158V157H196ZM203 158V157H202ZM71 159V160H72ZM85 159V158H84ZM87 159V158H86ZM89 159V158H88ZM92 159V158H91ZM145 159V158H144ZM142 159L144 162L145 160ZM149 159V158H147ZM191 159V158H190ZM206 159V158H205ZM209 159V158H208ZM235 159V158H234ZM238 159V157L236 158ZM3 160V159H1ZM11 160V159H10ZM52 159H50L51 161ZM55 160V159H54ZM59 160V162H62L64 160L61 161V159H57L56 161ZM66 160V159H65ZM81 159L77 160V161H73L74 162H78L79 164L82 161H80ZM106 160V159H105ZM139 160V159H138ZM198 160V159H197ZM249 160V159H247ZM89 161V160H86ZM137 161V160H136ZM140 161V160H139ZM152 161V160H151ZM214 161V160H213ZM221 161V160H220ZM219 161V162H220ZM243 161V160H242ZM250 161V160H249ZM49 162V161H48ZM53 165L55 166V161H53ZM67 162V161H66ZM72 162V161H71ZM93 162V161H92ZM96 161H94L93 163H95ZM199 162V161H198ZM197 162V163H198ZM201 162V161H200ZM226 162V161H225ZM92 163V164H93ZM97 163V162H96ZM106 163V162H105ZM142 163V162H141ZM194 163V162H193ZM202 163V162H201ZM224 163V162H223ZM244 163V162H243ZM248 163V162H246ZM4 163H2L3 166ZM11 164V163H10ZM49 164V163H48ZM47 164V165H48ZM61 164V163H60ZM67 164V163H66ZM65 164V165H66ZM69 164V163H68ZM72 164V163H71ZM75 164V163H74ZM77 164V163H76ZM98 164V163H97ZM187 164V163H186ZM196 162L193 164V166H195ZM200 164V163H199ZM203 164V163H202ZM205 164V162H204ZM233 164V163H232ZM239 164V163H236ZM254 164V163H253ZM252 164V165H253ZM259 164V163H258ZM257 164V165H258ZM6 165V164H4ZM13 165V164H12ZM46 165V166H47ZM53 165L51 167H53ZM78 165V164H77ZM89 165H91V163H89ZM94 165V164H93ZM123 165V164H122ZM133 165V164H132ZM136 165V164H135ZM134 165V166H135ZM191 165V164H190ZM235 166V164H233ZM8 166V165H7ZM50 166V164L48 165ZM47 166V167H48ZM63 166V165H62ZM86 166V164H85ZM84 166V167H85ZM97 166L96 164L94 165V167ZM138 166V165H137ZM136 166V169H137ZM145 166V165H144ZM184 166V165H183ZM182 166V167H183ZM231 165H229V170H228V174L227 176H225L226 178H221V177H215L212 175L210 176V173L212 170L211 168L208 167H204L202 168L201 166H196L191 172V176H189L191 178V180L196 179L202 175L208 174L209 178L205 179H200L199 181H196V187L195 189L192 191V194L189 196L188 201L191 203L190 205L193 207V209H196L198 211V213L204 217V218H213V217H219L221 215L226 216V218L219 220L218 221L215 220V222H210L208 220V222H204L206 223L205 225H201L198 224V222H196L193 217L192 214L194 213H189V215L184 212L182 209H179V207H175V205H173L172 207L166 208L164 206L161 205H153L152 204H146V210H148V215L145 217V213L143 214L145 218H141V224H139L138 227L132 226V223H130V221H132V219L129 221H127L125 219L124 222H122L121 224L119 222H111V220L107 219L110 221L109 226L111 227L112 230H114V233H112L114 236L116 234L119 235L117 236L116 240H112V244L113 243H117L119 242L121 239H125L129 241V246L128 248H130L129 252L126 253L125 250V255H121V259L117 262L114 256V260L118 263V264H264V224L262 225L261 223L264 222V217L262 216V213H260V211L258 210L257 207L255 206H243V207H234V208H229V207H224L222 208V206L219 204L220 202L218 201L220 199V197H224V199L226 198V194H224L229 186L232 183H239L238 182V174L239 172L242 170H240V168L237 167H230ZM241 166V165H240ZM259 166V165H258ZM45 167V165H44ZM60 167V166H59ZM71 167V166H70ZM98 167V166H97ZM139 167V166H138ZM172 167V165H171ZM177 167V166H176ZM185 167V166H184ZM239 167V166H238ZM3 168V167H2ZM13 168V167H12ZM11 168V169H12ZM49 168V167H48ZM61 168V167H60ZM87 168V167H86ZM108 168V169H109ZM125 168V166H124ZM188 168V167H187ZM199 168V169H198ZM223 168V166H222ZM242 168V167H241ZM245 168V167H243ZM247 168V167H246ZM82 170H84L83 168H81ZM90 169V167H89ZM88 169V170H89ZM92 170L94 168H91ZM90 169V170H91ZM107 169V167H106ZM183 169V168H182ZM218 169V168H217ZM216 169V170H217ZM220 169V168H219ZM251 169V168H249ZM248 169V170H249ZM258 169V168H257ZM87 170V172H88ZM95 170V169H94ZM98 170V169H97ZM112 170V171H113ZM128 172L131 170L126 169ZM167 170V169H166ZM179 170V169H178ZM185 170V169H184ZM214 170V169H213ZM248 170L246 172H248ZM8 171V170H6ZM85 171V170H84ZM83 171V172H84ZM116 171V170H115ZM181 171V170H179ZM5 172V171H4ZM9 172V171H8ZM74 172V171H73ZM81 172V173H83ZM91 172V171H90ZM108 172V171H107ZM124 172V171H123ZM136 172V171H135ZM134 172V175H135ZM171 172V171H170ZM186 172H188L186 170ZM185 172V173H186ZM224 172V170L222 171ZM226 172V171H225ZM245 172V171H244ZM261 172V171H260ZM86 173V171H85ZM102 173V172H101ZM104 173V172H103ZM109 173V172H108ZM121 173V172H120ZM127 173V172H126ZM131 173V172H130ZM133 173V172H132ZM173 173V172H172ZM243 173V172H242ZM256 173V172H255ZM53 174V173H52ZM80 174V173H79ZM87 174V173H86ZM89 174V173H88ZM113 174V173H112ZM159 174V173H158ZM157 174V175H158ZM184 174V173H183ZM187 174V173H186ZM189 174V172H188ZM212 174V173H211ZM219 174V173H218ZM260 174V173H259ZM263 174V173H262ZM261 174V175H262ZM58 175V173H56V176ZM65 175V174H64ZM85 175V174H84ZM92 176V172L90 174ZM89 175V176H90ZM100 175V174H99ZM105 175V174H104ZM117 175V174H116ZM127 175V174H126ZM177 175V174H176ZM181 175V174H179ZM178 175V176H179ZM185 175V174H184ZM190 175V174H189ZM217 175V174H216ZM222 175V174H221ZM242 175V174H241ZM244 175V174H243ZM258 175V174H257ZM261 175H259L261 177ZM264 175V174H263ZM7 176V175H6ZM75 176V175H74ZM81 176V175H80ZM80 176H77L80 177ZM86 176V175H85ZM84 176V177H85ZM90 176V178H91ZM101 176V175H100ZM115 176V175H114ZM113 176V178H114ZM123 176V175H122ZM133 176V175H132ZM174 176V175H173ZM188 176V175H186ZM220 176V175H219ZM246 176V173L245 175ZM256 176V175H255ZM58 177V176H57ZM68 177V176H67ZM87 177V176H86ZM111 177V176H110ZM121 177V176H120ZM125 177V176H124ZM136 177V176H135ZM135 177H131L130 179H134ZM243 177V176H241ZM259 177V179H260ZM263 177V176H262ZM261 177V179H262ZM52 178V177H51ZM71 178V177H70ZM98 178V177H97ZM101 178V177H100ZM202 178V177H201ZM251 178V177H250ZM248 178V179H250ZM5 179V178H4ZM4 179H0L3 181ZM8 179V178H7ZM53 179V178H52ZM72 179V178H71ZM76 179V178H75ZM88 179V178H87ZM95 179V178H94ZM119 179V178H118ZM129 179V183L132 182ZM177 179V178H176ZM183 179V178H182ZM189 178L187 179H183L181 180L182 182L177 184V185H170V186H166L167 188L165 189L164 193H171L172 190L175 188H178L180 190H184L186 188V186H188L189 184ZM255 179V178H253ZM60 180V179H59ZM62 180V179H61ZM101 180V179H100ZM5 181V180H4ZM53 181V180H52ZM120 181V180H119ZM179 181V180H177ZM243 181V180H242ZM251 181V180H250ZM60 182V181H59ZM78 182V180H77ZM76 182V183H77ZM117 182V181H116ZM123 182V181H122ZM188 182V183H187ZM254 181H252L253 183ZM56 183V182H55ZM128 182L125 183L126 185L129 184ZM193 183V182H192ZM250 183V182H249ZM251 183V185H252ZM255 183L256 184H260L261 180L258 182H256L255 179ZM255 183L253 185H255ZM67 184V182L65 183ZM73 184V188L74 187V183ZM131 184V183H130ZM135 184V183H134ZM137 184V183H136ZM164 184V183H163ZM245 183H243L242 185H244ZM264 184V182H263ZM5 185V184H4ZM13 185V184H12ZM70 185V183H69ZM115 185V184H114ZM132 185V184H131ZM236 185V184H235ZM248 185L249 184H245ZM68 186V185H67ZM79 186V185H78ZM206 186H211L212 188L215 187L217 189V187H221L222 191L219 197L210 194V193H206L203 190ZM241 186V185H240ZM256 186V185H255ZM264 186V185H263ZM63 187V186H62ZM70 187V186H69ZM125 187V186H122ZM132 187V186H131ZM235 187V186H234ZM233 187V189H234ZM244 187V186H243ZM247 186H245L244 188H246ZM77 188V187H76ZM80 188V187H79ZM159 188V187H158ZM215 188H213V193L215 192ZM232 188V187H230ZM237 188V187H235ZM240 188V187H239ZM255 188V187H254ZM259 188V186H258ZM7 189V188H6ZM124 189V188H122ZM126 189V188H125ZM131 189V188H130ZM163 189V188H162ZM206 189V188H205ZM208 189V188H207ZM227 189V190H226ZM243 189V188H242ZM261 188H259L260 190ZM264 189V188H263ZM92 190V189H90ZM97 190V189H96ZM96 190L94 189L93 191L96 192ZM99 190V189H98ZM97 190V191H98ZM149 190V189H148ZM210 190V189H209ZM220 190V189H218ZM226 190V191H225ZM236 190V189H235ZM238 190V189H237ZM236 190V191H237ZM246 190V189H245ZM251 190H255V189H251ZM3 191V190H2ZM91 191V192H93ZM105 191V190H104ZM138 191V190H137ZM136 191V192H137ZM163 191V190H162ZM211 191V190H210ZM241 191V190H240ZM243 191V190H242ZM91 192H89L90 194H92ZM101 192V191H99ZM129 192V191H128ZM135 192V191H133ZM131 191V193H126L127 199H134L137 196V193H133ZM218 192V191H216ZM239 192V190H238ZM252 192V191H251ZM263 192V191H262ZM98 193V192H96ZM140 193V192H139ZM220 193V192H219ZM218 193V194H219ZM250 193V192H249ZM254 194V192H252ZM86 194V193H85ZM84 194V195H85ZM88 194V193H87ZM121 194L122 193H118ZM124 194V193H123ZM217 194V193H216ZM231 194V193H230ZM229 194V195H230ZM234 194V193H233ZM238 194V193H236ZM264 195V193H262ZM86 199H88L87 196H84ZM93 195V194H92ZM153 195V194H152ZM185 195V194H184ZM235 195V194H234ZM233 195V196H234ZM243 195V192H242ZM261 195V194H260ZM91 196V195H90ZM89 196V197H90ZM239 197V196H238ZM254 197V196H253ZM252 197V198H253ZM171 198V197H170ZM186 198V197H185ZM256 198V197H254ZM260 198V197H259ZM85 199V200H86ZM163 199V198H162ZM223 199V200H224ZM245 199V198H244ZM258 199V198H257ZM11 200V199H10ZM90 200V198H89ZM97 200V199H96ZM185 200V199H184ZM254 200V199H253ZM5 201V200H4ZM7 201V200H6ZM5 201V202H6ZM23 201V200H22ZM87 201V200H86ZM85 201V202H86ZM187 201V200H186ZM231 201V200H230ZM4 202V203H5ZM17 202V201H16ZM83 202V201H82ZM98 202V201H97ZM125 202V201H124ZM229 202V201H228ZM227 202V203H228ZM240 202V201H239ZM239 202H235V203H239ZM2 202H0L1 204ZM3 203V204H4ZM8 203V202H7ZM6 203V204H7ZM146 203V201L144 202ZM143 203V204H144ZM188 203V202H187ZM230 203V202H229ZM228 203V204H229ZM235 203H232V205ZM236 204V205H237ZM264 204V203H263ZM73 205V204H72ZM84 205V204H83ZM100 205V204H99ZM102 205V204H101ZM119 205V204H118ZM254 205H258V204H254ZM9 206V205H8ZM86 206V205H85ZM144 206V205H143ZM188 206V205H186ZM259 206V205H258ZM261 206V205H260ZM4 207V206H3ZM2 207V208H3ZM185 207V205H184ZM71 208V207H69ZM139 208V207H138ZM186 208V207H185ZM68 209V208H67ZM114 210V209H113ZM191 210V209H190ZM69 212V210H67ZM66 211V214L68 213ZM95 211V210H94ZM124 211V210H123ZM122 211V213H123ZM82 212V211H81ZM105 212V211H103ZM125 212V211H124ZM189 212V211H187ZM83 213V212H82ZM108 213V212H107ZM106 213V214H107ZM112 213V212H111ZM115 213V212H113ZM117 213V212H116ZM121 213V212H120ZM127 213V212H126ZM80 214V213H79ZM118 214V213H117ZM125 214V213H124ZM122 215V214H121ZM129 215V214H128ZM132 214H130L129 216H131ZM112 216V215H111ZM114 216V215H113ZM135 216V215H134ZM138 216V215H136ZM78 217V216H77ZM118 217V216H116ZM131 218V217H130ZM135 218V217H134ZM133 218V219H134ZM223 218V217H222ZM105 219V217H104ZM143 219V220H142ZM114 220V219H112ZM138 220V219H137ZM205 220V219H204ZM104 221V220H103ZM121 221V220H120ZM134 221V220H133ZM206 221V220H205ZM107 223V222H106ZM118 223V224H117ZM134 224H136L135 222H133ZM68 225V224H67ZM103 225V223H102ZM107 225V224H104ZM103 225V227H104ZM102 227L101 229V233L102 231H107L106 229H108V225L107 227L105 226L104 229ZM104 229V230H103ZM110 230V228H109ZM111 230V231H112ZM98 232V231H96ZM109 234V231H107ZM100 233V234H101ZM153 234L155 237H157L158 239H160L161 241L163 240V242H165L164 244L168 245L169 248H174V249H170L168 248V250L165 249H161L157 243H155L154 241H150L147 236L148 234ZM104 235V233H102ZM101 234V235H102ZM111 234V235H112ZM248 234H251V238L248 240L246 239V236ZM97 236V235H95ZM100 236V235H99ZM105 236V235H104ZM109 236V235H108ZM107 236V237H108ZM98 237V236H97ZM150 237V235L148 236ZM94 238V236H93ZM91 238V239H93ZM109 238V237H108ZM115 238V237H114ZM249 238V237H248ZM97 239V238H96ZM103 240V238H102ZM160 240H158L160 242ZM157 241V240H155ZM225 241H229L232 242V244H235L237 246V249H235V251H231V249H229V247H227L224 243ZM102 242V241H99ZM110 242V239L109 241ZM162 243V242H160ZM105 244V242H104ZM111 244V246H112ZM93 245V244H92ZM91 245V246H92ZM99 247V245L101 244H96L95 247ZM107 245V244H106ZM110 245V244H109ZM107 245V246H109ZM91 246H88L89 248H91ZM106 246V249H108ZM86 247V246H85ZM105 247V246H104ZM126 247V245H125ZM136 247H139L143 253H141L140 250H137ZM111 248V247H110ZM235 248V247H234ZM97 249V248H96ZM95 249V250H96ZM121 249V246L120 248ZM84 250V249H83ZM82 250V251H83ZM92 250V248H91ZM94 250V251H95ZM100 250V247H99ZM86 251V250H85ZM88 251V250H87ZM86 251V252H87ZM89 252V251H88ZM97 252V251H96ZM124 252V250H123ZM88 254V253H87ZM91 255V254H90ZM111 255V254H110ZM118 255V254H117ZM170 256H172V258H168ZM83 256V255H82ZM81 256V258H82ZM78 258V257H77ZM84 258V257H83ZM105 258V257H104ZM110 258V257H108ZM79 259V258H78ZM106 259V258H105ZM111 260V259H110ZM78 261V260H76ZM96 261V260H95ZM116 263V264H117ZM97 264H113L108 260H98Z\"/></svg>",
	"mask_w": 264,
	"mask_h": 264
}]
</instances>
